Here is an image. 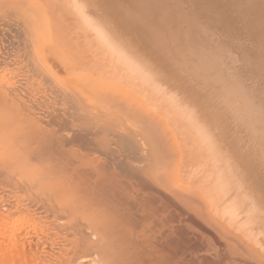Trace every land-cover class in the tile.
<instances>
[{"label": "bare ground", "instance_id": "1", "mask_svg": "<svg viewBox=\"0 0 264 264\" xmlns=\"http://www.w3.org/2000/svg\"><path fill=\"white\" fill-rule=\"evenodd\" d=\"M105 1L0 0V264H140L132 246L128 245L124 237V223L134 217V213L143 212V209H145V213H148L149 208L152 209L151 205L153 204L151 203L157 202L158 197L165 198L167 192L165 191L163 196L165 188L162 187L164 188H161L163 192L160 191L158 178H162L160 181H163L165 186L167 185L166 188L168 187L170 190L169 195L173 193L174 196H181L179 198L183 197V200L186 198L191 201L200 211L202 217L204 216L203 219L212 225L216 232L218 231L217 234L221 235V239L228 240L231 244L228 245L233 246L238 250H236L238 253L243 255L244 258L242 257L243 260L241 259L239 264H264V124L260 123H264V118L262 117L263 120L257 122L261 127L263 126V130L259 129L260 131L257 132L260 135L257 136L259 133H256L254 136L252 130L250 131V128L252 129L254 126H251L254 120H250L249 114L242 113L243 116H241L239 106H237L239 108H231V110L236 108L232 112L228 110L229 108L226 109L228 105L232 107L233 104L225 103V98L220 100L221 102L224 100V103L219 101L221 105L218 104L220 108L217 110L213 108L214 111H212L209 107L211 113L216 112L210 113L209 116L203 114L206 112L205 105L203 106L204 103H202L201 107L200 101L199 107L202 112L204 110L202 113L204 116L201 115V111L199 112L191 104L192 101L190 103L192 98H189L191 97L188 94L189 91L186 92L190 99L188 101L186 95L180 94L184 93L183 89H181L183 91L179 90V93L174 88L176 84L173 86L174 83H169L171 78L166 82L165 80L168 78L164 77L166 74L164 73L161 78L158 70L146 61L147 56L142 58L145 52L140 54L141 57L136 53L138 47L136 50L132 49L129 37L124 35L125 31L123 33L119 30L123 29L126 21L124 22L123 19L125 25L118 28L115 22L118 23L117 17L115 20L112 19L113 17L109 14L113 12L109 10L111 7L107 8L108 0L106 1L107 5ZM183 2L187 3L185 0L181 3ZM224 2L226 3V0ZM202 4L204 5V3ZM225 5L228 6V3ZM236 6L237 3L232 7ZM237 8L240 9L239 6ZM234 10L232 12H235ZM159 19L164 21L162 18ZM250 19L252 17L246 21H252ZM263 20L264 18L262 23ZM254 22L256 23V21ZM142 23L146 22L143 20ZM241 23L240 28L243 24L247 27L246 25L250 22L247 24L241 21ZM251 23L250 25L253 27L254 23ZM220 27L222 28V26ZM220 27L218 28L220 29ZM144 32L145 36L147 32ZM166 35L168 36V34ZM209 35L208 37H210ZM156 37L158 38L157 35ZM205 38L204 40L207 39ZM241 39L244 40L243 37ZM248 39L246 40L251 44ZM204 40L201 41L202 44L198 45L203 47ZM225 40L227 39L225 38ZM251 40L255 39L251 38ZM217 41L219 42V40ZM151 42L155 43V40ZM207 42L209 41L206 40L205 45ZM223 42L225 41L223 40ZM217 43L216 47H218ZM244 43L248 46V42ZM213 44L215 45V43ZM207 45H209V49ZM207 45V50H210V44ZM220 46L224 47L221 44ZM197 47L196 49L200 48L199 51L202 50L201 47ZM235 47L237 48V45ZM212 48L211 51L214 50ZM254 48H252L253 52ZM224 49L223 51H225ZM231 50L236 51L232 47ZM223 51L220 53L223 54ZM199 53L203 55L201 52ZM199 53L197 50L199 57L194 55L197 57L195 61H198L200 57L204 58V55L200 56ZM215 53L213 52L214 55ZM215 56L214 59H216ZM217 58L215 62H220L219 58L223 59L219 56ZM230 60L233 61L231 58ZM162 63L164 62L162 61ZM222 65H224L223 61L221 68ZM194 66H198V64ZM252 66L251 68H254ZM156 67L159 68V66ZM199 67L198 70H200ZM225 68L229 69L230 67L228 68L226 65ZM249 68L247 67V69ZM192 69V72L196 71L194 68ZM222 69L224 70V68ZM234 71L231 73L237 74ZM217 72L215 77L219 81L218 78L224 73H219L220 76H218ZM199 74L197 75L199 76ZM252 74L254 73L252 72ZM194 77H196L195 73ZM200 77L199 80L202 82L204 76L202 79ZM235 77L237 79L238 76ZM235 77L232 79L235 80ZM191 80L193 81V78ZM217 80L215 82H218ZM238 81L237 79L233 82L236 84ZM223 82L225 81L223 80ZM229 82L231 83V81ZM218 83L219 87L228 86L225 84L226 82L220 83L219 81ZM176 87L178 88V86ZM226 87H222L221 90ZM250 90L252 91V89ZM232 91L230 92L232 93ZM208 92L210 95L212 92L215 94L214 91ZM237 92L239 93V91ZM261 93H264L263 90ZM206 94L209 96L208 93ZM214 94L211 95L212 98L209 101L212 99L215 101ZM234 94H236V89ZM201 96L199 95L200 99ZM249 98L251 100V97ZM236 100L240 102L239 99ZM246 101L245 103H250L249 100ZM234 102L236 103V101ZM250 105L253 106V102ZM254 108V106L251 108V112ZM259 108L261 109L260 106ZM220 109L229 112L226 115L220 113ZM237 109L240 113H237ZM245 116L251 122H245L248 121ZM231 123H235L232 128ZM241 123L245 125L241 126ZM246 125L248 127L245 131ZM259 125L258 127H260ZM112 135L113 138H117V140L114 139L120 146L107 145L116 142L115 140L112 142L113 140L110 138ZM100 136L106 137L102 140ZM99 137L102 141H99ZM107 137L112 141H108L106 144ZM222 144H224L223 148L226 147L224 151ZM96 145V148L101 146L99 150L93 148ZM116 147L122 148L119 150L124 152V157L111 156L115 151H119L114 149ZM236 147H239L240 151L235 149ZM95 149L98 157L92 155L95 154L92 152ZM152 152L156 154V157L150 156ZM84 153L91 156L84 157ZM146 164H149V167L153 166L151 168H154L155 175L149 174L150 168V172L147 171L149 175L144 173L143 169ZM164 185L162 184V186ZM155 196H157L156 201H154ZM171 196L173 197V195ZM146 201H150L149 205L151 204V207L147 208L148 210L145 208L147 205H143L144 203L148 204ZM158 202L161 205L160 200ZM141 208L143 209L141 210ZM150 213L154 214V212ZM167 213L163 215L168 216ZM179 213L181 214L180 211ZM190 213L195 214L193 211ZM143 214L141 217L144 216ZM138 215L140 217V214ZM159 217L161 218L160 215ZM146 218L149 219L148 216H145V220ZM145 220L139 222H146ZM131 221L133 224L132 219ZM136 221L138 222V219ZM178 221L180 222V220ZM206 235L202 234L203 237ZM135 239H137L136 236ZM203 239L199 238L198 240ZM233 247L231 248L233 249ZM204 250L201 249L203 254ZM193 256L195 257L194 254ZM219 260L215 261L219 262ZM197 261L196 263H198ZM183 262L185 261H182V264ZM141 264L143 263L141 262Z\"/></svg>", "mask_w": 264, "mask_h": 264}, {"label": "rangeland", "instance_id": "2", "mask_svg": "<svg viewBox=\"0 0 264 264\" xmlns=\"http://www.w3.org/2000/svg\"><path fill=\"white\" fill-rule=\"evenodd\" d=\"M107 1V0H106ZM105 1V4L107 3ZM112 1V2H111ZM182 1H184V0H179V1H177V0H108V5H107V8L109 9L110 7V11L111 12H113V13H111V14H109L111 17H113L112 19H116V17H117V19L116 20H118V23H117V21H115L116 22V24H117V26H118V28L120 27L121 28V26L123 27L125 24V26L123 27V29H119L120 31H122L123 33H124V31H125V33H124V35L129 39V42H130V45L132 46V49H134V50H136V48L138 49L137 51H136V53H138L139 55L141 54L142 55V53L143 52H147L146 54L145 53H143V55H144V57H142L141 55V57L144 59L145 58V56H147L146 57V61H148L155 69H157L158 70V72L160 73V75H161V78H162V76H164V73L166 74V76H164L165 78L166 77H168L165 81L166 82H168L167 80H170V78H171V82L169 81V83H174L173 84V86H175V84H176V86H178V88L175 86L174 88L180 93V91L179 90H181V89H183V90H181V91H183L184 93H180V94H182L183 96H185L186 95V98H187V100L189 101L190 99L189 98H192V100H190V103H191V101H192V103L191 104H193L195 107H196V109L200 112L202 109H201V107H202V103H204L203 104V106H204V108H205V113H203L204 112V110H203V112L201 111L200 113H201V115H205V114H207V116H209V114L212 112V111H214V109L216 108V110H217V108H220L219 107V105L218 104H220V100L221 99H223V98H225L226 99V102L223 100L221 103H227V104H233L232 105V107H230V105H228V107H226V109L227 108H229L228 110L230 111L231 110V108H233V107H237V106H239L240 108H241V113L239 112V109H237L238 110V112L237 113H240L241 114V116H243L242 115V113H244L245 115L247 114H249V118H250V120L252 119V120H254V121H252L253 123L251 124V126L252 125H254L253 127H252V129L250 128V131L251 132H253V133H251V134H253L254 136L256 135V133H259V132H257V131H260L259 129H261L262 128V130H263V126L261 127V125H263L264 123H262V122H260L261 123V125H259V124H257V122L258 121H262L263 119H262V117L264 118V103H261V102H264V100L263 101H261L262 99H264L263 97H264V93H261V91L263 90V92H264V77H263V74H264V67H263V64H264V62H261V61H263L264 60V56H262V55H264V51H262V50H264V20H263V23H262V19L264 18V5H262V4H264V0H261V1H258V0H230V1H227L226 0V3L224 2L225 0H212L211 2H210V0H185V2H187V3H181ZM204 1V2H203ZM234 1V3H232ZM240 1V2H239ZM244 1H247V2H244ZM149 2V3H148ZM180 2V3H179ZM190 2V3H189ZM191 2H192V4H191ZM207 2V3H206ZM230 2H231V5H230ZM244 2V3H243ZM248 2H249V4H248ZM263 2V3H262ZM111 3V4H110ZM202 3H204V5L202 4ZM213 3V4H212ZM227 4L228 3V6L227 5H225V4ZM237 3V6H239L240 7V9L239 8H237V6L236 7H232L233 6V4H234V6H235V4ZM247 3V4H246ZM251 3H252V5H251ZM260 3V4H259ZM151 4V5H150ZM134 5V6H133ZM190 5V6H189ZM195 5H196V7H195ZM248 5H251L250 7L248 6ZM128 6V7H127ZM158 6V7H157ZM160 6V7H159ZM184 6H185V8H184ZM192 6H193V8H192ZM211 6H213V7H211ZM229 6H231L232 8H233V10L236 8V10H234L235 12H232L233 10H232V8H230ZM181 7H183V8H181ZM188 7V8H187ZM263 9V11H261L262 9ZM142 8V9H141ZM168 8V9H167ZM175 9V10H173V9ZM197 8V9H196ZM211 8H213L212 10H211ZM248 8V9H247ZM249 8H250V10H249ZM252 8L254 9L253 11H252ZM128 9V10H127ZM170 9V10H169ZM191 9V10H190ZM197 11H196V10ZM217 9V10H216ZM232 11H231V10ZM258 9V10H257ZM125 10H127V11H125ZM155 10V11H154ZM161 10V11H160ZM163 10H165L164 12H162ZM185 10V11H184ZM190 10V11H189ZM250 12H249V11ZM145 11H147V12H145ZM151 11V12H150ZM160 11V12H159ZM172 11V12H171ZM192 11V12H191ZM196 13H198V14H196ZM119 12H120V14H119ZM125 12V13H124ZM149 12V13H148ZM153 12V13H152ZM253 12V13H252ZM255 12V13H254ZM119 14V16H118V14ZM148 13V14H147ZM152 15H151V14ZM156 13H158V14H156ZM215 13H216V15H215ZM217 13H219V14H217ZM222 15H221V14ZM263 13V14H262ZM100 14H102L101 12H100ZM123 16H122V15ZM147 14V15H146ZM162 14V15H161ZM117 15V16H116ZM140 15V16H139ZM149 15H150V19H149ZM158 15V16H157ZM184 15V16H183ZM215 15V16H214ZM249 15H251V16H249ZM254 17H253V16ZM261 15V16H260ZM191 18H190V17ZM197 16V17H196ZM212 16H214V17H212ZM219 18V19H216L217 17ZM247 16H249L248 18H247ZM263 16V17H262ZM115 17V18H114ZM129 17H131V18H133V19H131V18H129ZM137 17H140V18H137ZM153 17V18H152ZM164 17V18H163ZM181 17V18H180ZM186 17V18H185ZM194 17V18H193ZM216 17V18H215ZM250 17H252V19H250V20H252V21H249V20H247L248 22H252V23H254V25H253V27H251V25H250V23L248 24V22L246 21V19H249ZM262 17V18H261ZM142 18V19H141ZM155 18V19H154ZM159 18H162V19H164V21H161V19H159ZM176 18V19H175ZM185 18V19H184ZM190 18V19H189ZM213 18H214V20H213ZM222 18V19H221ZM119 19H121V20H119ZM123 19H124V22H125V24H124V22H123ZM185 21H184V20ZM240 19V20H239ZM245 19V20H244ZM261 19V20H260ZM134 20H135V22H134ZM143 20H144V22H146L145 24L144 23H142L143 22ZM146 20V21H145ZM190 20V21H189ZM192 20V21H191ZM194 20V21H193ZM196 20H197V22H196ZM258 20V21H257ZM120 21V22H119ZM149 21V22H148ZM158 21V22H157ZM184 21V22H183ZM220 21V22H219ZM241 21H243L244 23L246 22L248 25H246L247 27H245V24H243V26H241V28H240V25H242V23L240 24V22ZM254 21H256V23L258 22L259 24H256ZM147 22H148V24H147ZM188 22V23H187ZM193 22H195V23H197V24H193ZM226 22H228V24H226ZM123 25H122V24ZM151 23V24H150ZM160 23V24H159ZM167 23V24H166ZM217 23V24H216ZM251 23V24H252ZM209 24V25H208ZM144 25H147L148 27H150V28H148L147 26H145L144 27ZM200 25V26H199ZM222 26V28L220 27V26ZM224 25H228L227 26V28H226V26H224ZM250 25V27H248ZM258 25V26H257ZM263 25V26H262ZM138 26V27H137ZM162 26H163V28H162ZM189 26V27H188ZM202 26V27H201ZM126 27V28H125ZM135 27V28H134ZM140 27V28H139ZM218 27H220V29L218 28ZM257 29H256V28ZM169 28V29H168ZM211 30H210V29ZM250 28V29H249ZM125 29V30H124ZM126 29H127V32H126ZM133 29V30H132ZM135 29V30H134ZM141 29V30H140ZM142 29H144V30H142ZM148 31H147V30ZM168 29V30H167ZM187 29V30H186ZM223 29H225L224 30V32H225V34H224V32H223ZM242 29V30H241ZM129 30V31H128ZM139 30H140V32H139ZM150 30H152V31H150ZM163 30V31H162ZM170 30V31H169ZM221 30V31H220ZM132 31V32H131ZM138 31V32H137ZM143 31V32H142ZM144 31H146L147 32V34L144 36V34H145V32ZM159 31V32H158ZM160 31H162V32H160ZM180 31V32H179ZM183 31V32H182ZM214 35V37H215V39H214V37H212L211 36V33ZM228 31V32H227ZM135 32H136V34H135ZM148 32H152V33H148ZM227 32V33H226ZM247 32V33H246ZM157 33V34H156ZM177 33V34H176ZM182 33H184V34H182ZM186 33V34H185ZM203 33V34H202ZM209 33H210V35H209ZM230 33H231V35H230ZM244 33V34H243ZM127 34V35H126ZM132 34V35H131ZM139 34V35H138ZM153 34V35H152ZM166 34H168V36L166 35ZM229 36H228V35ZM156 35L158 36V38L156 37ZM206 35H207V37H206ZM208 35L210 36V37H208ZM219 35H220V37H219ZM238 35V36H237ZM137 36V37H136ZM165 38H164V37ZM174 36V37H173ZM207 40V41H209V42H207V44H210V46H211V48L213 47L214 48V50L215 51H217L218 50V48H219V52L217 53H215V51L214 50H212L211 51V48H210V50H207V46H208V49H209V45H205V42H206V40H204V38ZM224 36V37H223ZM240 36V37H239ZM147 38V40H146V38ZM152 37H156L155 39L154 38H152ZM176 37V38H175ZM181 39H180V38ZM183 37V38H182ZM233 37H234V39H233ZM237 37H239V38H237ZM241 37H243L244 38V40L243 39H241ZM134 38V39H133ZM140 38V39H139ZM150 38H152V39H150ZM204 40L203 41V47H201V45L199 46L198 44H202V40ZM210 38H212V39H210ZM224 38V39H223ZM225 38L227 39V40H225ZM230 40H229V39ZM235 38H237V39H235ZM247 38H249L250 39V43L252 44V46H251V44H249V41H247L246 39ZM251 38L254 40V41H252L251 40ZM150 39V40H149ZM158 41H157V40ZM161 39V40H160ZM167 39H169L168 41H167ZM199 39V40H198ZM210 39V40H209ZM213 39H214V41H213ZM221 39H222V41H221ZM239 39V40H238ZM242 41H241V40ZM248 39V40H249ZM132 40V41H131ZM141 40V41H140ZM155 40V43L154 42H151V41H154ZM178 40H179V42H178ZM217 40H219V42L217 41ZM223 40L225 41V42H223ZM232 40V41H231ZM236 40H237V42H236ZM150 41V42H149ZM156 41H157V44H156ZM165 41V42H164ZM170 41H171V43H170ZM215 43V45L212 43ZM219 43H217V42ZM246 41V43H247V45L248 46H246V44L244 43ZM252 41V42H251ZM137 42V43H136ZM146 42V43H145ZM199 42V43H198ZM223 42V43H222ZM227 42H230L229 44L227 43ZM233 42V43H232ZM240 42H241V45H242V43H243V45L241 46L240 45ZM151 43H153V44H151ZM174 43V44H173ZM216 43H217V45H218V47H216ZM231 43H232V45H231ZM259 43V44H258ZM155 44V45H154ZM167 44V45H166ZM172 44V45H171ZM213 44V45H212ZM220 44L221 45H223L224 47H222V46H220ZM225 44V45H224ZM153 45V46H152ZM174 45V46H173ZM176 45V46H175ZM196 45V46H195ZM204 45H205V47H204ZM231 45V46H230ZM237 45V48H239L238 50H237V48L235 47ZM244 45H245V48H244ZM257 45V46H256ZM146 46V47H145ZM198 46V47H197ZM215 46V47H214ZM251 46V47H250ZM133 47H135V48H133ZM141 47V48H140ZM164 47V48H163ZM188 47H189V49H191V50H193V48H194V52L193 51H191V50H189L188 49ZM196 47L197 48H199V47H201L202 48V50H203V48H204V50H203V53H202V50L201 51H199L200 50V48L199 49H196ZM229 47V48H228ZM231 47H232V49H236V51H238V52H236V51H234V50H231ZM250 47V50H248V48ZM254 47H256V48H254ZM261 47H262V50H261ZM212 48V49H213ZM215 48H217V49H215ZM223 48H225L224 50L225 51H223ZM227 48V49H226ZM252 48H254V52H253V49ZM258 48H260V49H258ZM156 49H158V50H156ZM161 49V50H160ZM188 49V50H187ZM221 49V50H220ZM242 49V50H241ZM246 49V50H245ZM258 49V50H257ZM142 50V51H141ZM162 50H165L164 52L162 51ZM197 50H198V53L199 52H201L203 55H201L200 53V56H203L204 58H201V60L199 61V59L200 58H198V61H195V59L197 60V57L196 56H194V55H197L198 57H199V55L197 54ZM207 51V53H208V55H207V53H206V51ZM230 52H229V51ZM245 50V51H244ZM141 53H140V52ZM162 51V52H161ZM191 51V52H190ZM220 51H223L224 53L222 54V52L220 53ZM228 51V52H227ZM233 51V52H232ZM242 51V52H241ZM150 52V53H149ZM213 52L215 53V55L216 54H218L217 56H215L214 54H213ZM232 52V53H231ZM239 52H241V53H239ZM247 52V53H246ZM252 54H254V55H252ZM259 52H261V53H259ZM187 53V54H186ZM196 53V54H195ZM213 55H212V54ZM227 53H228V55H227ZM257 53V54H256ZM263 53V54H262ZM225 55L224 57L223 56H221V55ZM232 54V55H231ZM237 54V55H236ZM247 56H245V55ZM249 54H250V57H249ZM164 55H165V57H164ZM205 55H206V57H205ZM210 55V56H209ZM238 55H240L239 56V58L241 59V61H239L240 59L239 58H237L238 57ZM257 55V56H256ZM160 56V57H159ZM162 56V57H161ZM214 56H215V58L216 59H214ZM222 57L223 59H221V58H219V60L218 61H220L221 63H222V61H223V64L224 65H222V68H224V70L221 68V63L220 62H215V60H217L218 58L217 57ZM231 56V57H230ZM232 56H234L233 58H232ZM242 56V57H241ZM253 56V57H252ZM254 56H256L255 58H254ZM252 57V58H251ZM261 57V58H260ZM159 60H158V59ZM164 58V59H163ZM167 58V59H166ZM184 58H185V60H186V62H185V60H184ZM188 58V59H187ZM207 58V59H206ZM227 58H228V61H227ZM230 58L233 60L232 62H231V60H230ZM248 58V59H247ZM260 58V59H259ZM214 59V60H213ZM239 59V60H238ZM245 59H246V61H247V63H246V61H245ZM250 59V60H249ZM251 59H252V61H253V59H256V60H254L253 61V63H252V61H251ZM172 60H173V62H172ZM192 60V61H191ZM260 60V61H259ZM159 61H160V63H159ZM162 61L164 62V63H162ZM248 61H249V64H248ZM258 61V62H257ZM189 62V63H188ZM190 62H191V64L193 65H191L190 64ZM251 62V63H250ZM254 62H255V64H254ZM196 63V64H195ZM199 63H201V64H199ZM217 64V66H218V68H216L217 66H216V64ZM226 63H228V64H226ZM246 63V64H245ZM260 63V65H258V64ZM263 63V64H262ZM168 64V65H167ZM173 64V65H172ZM178 64V65H177ZM190 64V65H189ZM198 64V66H200L199 67V69L200 70H198V66H194V65H197ZM220 64V65H219ZM230 64V65H229ZM248 64V65H247ZM257 64V65H256ZM182 65V66H181ZM186 67H185V66ZM226 65H227V67L229 68V69H226L225 67H226ZM234 66V68H233V66ZM253 65V66H252ZM156 66H159V68H160V70H159V68L158 67H156ZM161 66V67H160ZM163 66V67H162ZM165 66V67H164ZM224 66V67H223ZM251 66L252 67H254V68H251ZM260 66V67H259ZM196 67V68H195ZM221 69H220V68ZM240 68V70H239V68ZM247 67H250L249 69H247ZM255 67H256V69H255ZM190 70H189V69ZM192 68H194V70H196V71H193L192 72ZM213 68H215V69H213ZM231 68H233L232 69V71H231ZM236 68V69H235ZM242 68V69H241ZM244 68H245V70H244ZM263 68V69H262ZM164 69V70H163ZM170 69V70H169ZM179 69V70H178ZM186 69V70H185ZM238 69V70H237ZM256 71H255V70ZM260 69V70H259ZM262 69V70H261ZM214 70H215V72H214ZM217 70H218V72H217ZM221 70V71H220ZM235 70V71H234ZM243 72H242V71ZM257 70H259V71H257ZM162 71H164V72H162ZM167 71V72H166ZM225 71H227V72H225ZM229 71H230V73L231 72H233L234 71V73H237V74H233V73H231L232 75H231V78H230V73H229ZM248 71H250V72H248ZM254 73V74H252V72ZM255 71V72H254ZM175 72V73H174ZM182 72V73H181ZM186 72V73H185ZM200 73L199 74V76H201L200 77V79H202L203 77L202 76H204V78L202 79L203 81V83L201 82V80H199V76L197 75L198 73ZM216 72H217V75L218 76H220V74L219 73H224L221 77H219L218 79H220L219 81H220V83H225V84H227L228 86L226 87V85H224V86H222V87H226V88H223L222 90H221V88L222 87H219L217 84H219L218 82V80H217V78L215 77L216 76ZM238 72H239V74H238ZM244 72H245V74H244ZM261 72V73H260ZM263 72V73H262ZM170 73V74H169ZM194 73H195V75H196V77H194ZM215 75H214V74ZM256 73V74H255ZM259 74V76H257L258 74ZM193 74V75H192ZM229 74V75H228ZM251 74V75H250ZM169 75V76H168ZM178 75H179V77H178ZM183 75V76H182ZM227 75H228V77H227ZM238 76L237 77V79L239 80L238 82H239V84L237 85V83L238 82H236V84L233 82V81H235V80H237L236 79V77L235 76ZM248 75H250V76H248ZM256 77H255V76ZM171 76V77H170ZM190 76V77H189ZM197 76H198V78H197ZM240 76V77H239ZM245 76H246V78H245ZM163 77V78H164ZM193 78V81L191 80L192 78ZM233 77H235L234 79L235 80H233L232 78ZM253 79H252V78ZM178 78V79H177ZM182 78H183V81H182ZM191 78V79H190ZM195 78V79H194ZM241 78V79H240ZM254 78H256V79H254ZM186 80V81H185ZM189 80H190V82H189ZM196 80V81H195ZM197 80H199V81H197ZM218 81V82H215V81ZM221 80H222V82H221ZM223 80L225 81V82H223ZM227 80H229V81H231V83L229 82V81H227ZM233 80V81H232ZM243 82H242V81ZM251 80V81H250ZM261 82H260V81ZM177 81V82H176ZM188 81V82H187ZM253 81V82H252ZM183 82V83H182ZM184 82H186V83H184ZM191 82H192V84H191ZM198 82V83H197ZM233 82V83H232ZM243 84H242V83ZM247 82V83H246ZM251 82V83H250ZM258 82V83H257ZM202 83V84H201ZM212 83V85H210ZM241 83V84H240ZM263 83V84H262ZM181 84V85H180ZM184 84V85H183ZM246 84V85H245ZM247 84H248V86H247ZM251 86H250V85ZM259 84V85H258ZM260 84H262V86H260ZM171 85V84H170ZM183 85V86H182ZM186 85V86H185ZM190 85H191V87L193 88H191L190 87ZM194 85V86H193ZM209 85V86H208ZM240 85H243V86H240ZM245 85V86H244ZM257 85V86H256ZM172 86V85H171ZM231 88H230V87ZM237 86V87H236ZM204 87V88H203ZM206 87V88H205ZM210 87V88H209ZM211 87H212V91H214L215 92V94L211 91ZM236 87V88H235ZM243 87V88H242ZM248 87V88H247ZM180 88V89H179ZM187 88H189V89H187ZM190 88H191V90H190ZM220 88V89H219ZM227 88H229V89H227ZM252 89V91L249 89V90H247V89ZM185 89H187V90H185ZM210 89V90H209ZM214 89V90H213ZM234 91H232V90ZM235 89H236V94H234L235 93ZM238 89V90H237ZM240 89V90H239ZM243 89V90H242ZM257 91H256V90ZM223 90H224V92H223ZM242 90V91H241ZM259 90V91H258ZM187 91H189L188 92V94H189V96H191V97H187L188 96V94L186 93ZM208 91H210V93L212 92L214 95H215V101H214V99H212V100H210L209 101V99H211L212 98V96L211 95H213L212 93H211V95L209 94V92ZM222 91V92H221ZM230 91H232V93L230 92ZM237 91H239V93L237 92ZM229 92H230V94H229ZM186 93V94H185ZM206 93H208L209 94V96H207V94ZM192 94V95H191ZM226 94V95H225ZM233 94H234V96H233ZM247 94V95H246ZM258 94V95H257ZM260 94H261V96H260ZM263 94V95H262ZM199 95H202L201 96V99H200V97H199ZM220 95V96H219ZM244 95V96H243ZM193 96V97H192ZM221 96H222V98H221ZM237 96H240L241 97V99H240V97L238 98ZM209 97V98H208ZM244 98V100H243V98ZM249 97H251V100H250V98L248 99ZM185 97H184V99H186ZM229 98H231V99H229ZM247 98V99H246ZM253 98V99H252ZM227 99H229V100H227ZM235 99V100H234ZM236 99H239L240 100V102L239 101H237ZM255 99V100H254ZM205 100V101H204ZM236 101V103L234 102V101ZM246 100H249L250 101V103L249 104H247L248 102L246 101ZM253 100V101H252ZM201 101V102H200ZM220 101V102H219ZM232 101V102H231ZM244 101V102H243ZM245 101L247 102V103H245ZM253 102V106L255 107L254 108V110L251 112V108H253V106L252 105H250L252 102ZM259 101V102H258ZM199 102L201 103V107H199L200 105H199ZM211 102H213L212 103V105H211ZM216 102V103H215ZM219 102V103H218ZM230 102V103H229ZM257 102H258V104H257ZM245 103V104H244ZM261 103V104H260ZM214 104V105H213ZM236 106H235V105ZM238 104V105H237ZM241 104V105H240ZM255 104V105H254ZM257 104V105H256ZM221 105V104H220ZM248 105H250V106H248ZM261 107V109L259 108V106ZM262 105V106H261ZM222 106H223V104H222ZM226 106V105H225ZM242 106H243V108H242ZM246 108H245V107ZM209 107H210V110H212V111H210L209 110ZM211 107H212V109H211ZM239 107H237V108H239ZM249 107H250V109H249ZM203 108V109H204ZM214 108V109H213ZM225 109V110H226ZM245 109V110H244ZM256 109H258V110H256ZM215 110V111H216ZM232 110H234V109H232ZM232 110H231V112H232ZM235 110H236V108H235ZM234 110V111H235ZM247 110H249V111H247ZM229 111H227V112H225L224 110H222V109H220V113L222 112V113H224V114H228V112ZM247 111V112H246ZM256 111H259V112H257L256 113ZM230 112V113H231ZM261 112H263V113H261ZM203 113V114H202ZM213 113H216V112H213ZM213 113H211V114H213ZM234 113V112H233ZM261 114L260 116H259V114ZM235 114H236V112H235ZM258 114V115H257ZM203 115V116H204ZM230 115V114H229ZM233 116V115H232ZM251 116V117H250ZM260 118H259V117ZM245 117H247V116H245ZM258 117V118H257ZM244 118V117H243ZM248 118V117H247ZM249 118H248V121L246 120V118H245V122H251V121H249ZM241 121H242V119H241ZM240 121V122H241ZM244 122V121H243ZM244 122V123H245ZM259 123V122H258ZM232 125H231V128H232V126H234V124L235 123H231ZM242 124V123H241ZM257 126H256V125ZM245 125V124H244ZM243 124L241 125V126H244ZM258 125L260 126V127H258ZM235 127H236V125H235ZM248 126L246 125V127H245V131H246V128H247ZM256 129H255V128ZM228 128V127H227ZM234 128V127H233ZM248 130V129H247ZM249 131V130H248ZM247 131V132H248ZM256 131V132H255ZM264 131V130H263ZM258 135H260V133L259 134H257V136ZM101 137V139L102 138H104V137H106V136H104V137H102V136H100ZM100 137H99V139H100ZM249 137V136H248ZM252 137V136H251ZM108 139H110V138H112V140L110 139V140H106V138H105V142H106V144H107V142L109 141V142H115L116 140H117V138H113V135H112V137L110 136V138L109 137H107ZM98 139V140H99ZM99 140V141H102V140ZM98 140H96V142L98 141ZM115 140V141H114ZM221 142V141H220ZM97 143H100V142H97ZM222 143H223V141H222ZM101 144V143H100ZM99 144V145H100ZM104 144V143H103ZM109 144H112V145H110V146H120L119 145V143L117 144V141L113 144V143H108L107 145H109ZM121 144H123V143H121ZM102 145V144H101ZM223 146H222V148L224 147V144H222ZM122 146V145H121ZM97 147V145L96 146H94L93 148H96ZM100 147L101 146H99V148H96V149H100ZM103 147V146H102ZM226 148V147H225ZM225 148H223V151L224 150H226ZM96 149L93 151L92 150V152L94 153L95 151H96ZM114 149H117V150H119V149H122L121 147H116V148H114ZM235 149H237V150H239L240 151V148L239 147H236ZM115 151V150H114ZM113 151V152H114ZM120 151H122V150H119L118 152H119V155L117 156V154H118V152L117 151H115V152H117V153H113V154H111V156L112 155H116L115 157H124V152L122 151V152H120ZM154 152H155V150H153ZM238 151V152H239ZM91 152V153H92ZM81 153H83V152H81ZM122 153V154H121ZM156 153V152H155ZM155 153H150V156L152 157H156L155 155ZM85 154V153H84ZM83 154V155H84ZM126 154V153H125ZM86 155V156H85ZM84 155V157H90L91 155H87V153ZM93 156H95L96 155V152H95V154H92ZM98 155V154H97ZM96 155V157H98ZM79 156L81 157V155L79 154ZM78 156V157H79ZM113 156V157H114ZM110 157V156H109ZM149 164H146V165H144V169H143V171H145L144 173H146V175H151L152 174V176L153 175H155L154 174V168H151V166L149 167L148 166ZM147 168H146V167ZM153 167V166H152ZM145 168H146V170H145ZM149 168L151 169V172H153V173H151L150 171H149ZM153 169V170H152ZM147 171H149L150 173L148 174V172ZM157 179V178H156ZM160 180H162V178H158L157 179V182H159V184H157L156 183V185H159L158 187H160V191L161 192H163L162 191V189H164V192H163V196H164V194H165V191L167 192L166 193V196H165V198L164 197H161L162 199H160L159 197H158V199H157V196H155L154 197V201H156V199L159 201L160 200V203H161V205L159 204V202L157 201V202H152L151 204H153L154 205V207H153V205H149V202L150 201H146V202H148V204L147 203H144L143 205L145 206V204L147 205V207L145 206V208L147 209L149 206L153 209V211H152V209H150L149 208V212L148 213H145L144 212V210L145 209H143V208H141V210L143 209V212H138V214H140V217H141V214H143V213H145V214H143L144 216H142L141 217V219H140V217H139V215L138 214H135L134 212V214L133 215H135L134 217H132L131 219L133 220V224H135L134 222H136V223H138L137 225L135 224V225H133L132 224V221H131V219H128V221L126 220V222L124 223L125 225H124V227L125 228H123L124 229V237H125V239H126V241H127V243H128V245H130V246H132V249H133V251H134V253L136 254V258H137V260H138V262L141 264V262L143 263V264H182V261H185V262H183V264H195L196 263V261L197 260H199V261H197L198 263H196V264H199V262H200V264H219V262H221V264H228L229 262H231V263H229V264H239V263H241V261L243 260V255H241V253H238L237 251V249H234V247L233 246H229V245H231V244H229V242H228V240H225V238H222L221 239V235L218 233L217 234V232L214 230V227L212 226V225H210V224H208L207 223V221L205 220V219H203L204 218V216L202 217V214L200 213V211L196 208V206L191 202V201H189V200H187L186 198L184 199V200H186V201H184L183 200V197L182 198H179V197H181V196H177V195H175L174 196V194L172 193L171 195H173V197L171 196V195H169L170 193H168V192H170V190L168 189V187L166 188V186L164 185V183H162L163 181H160ZM162 184L164 185V186H162ZM162 187H164V188H162ZM162 188V189H161ZM158 189V188H157ZM168 189V190H167ZM159 190V189H158ZM157 193H159V192H157ZM162 194V193H161ZM161 194H159V196L161 195ZM162 196V195H161ZM170 196V197H169ZM175 197V198H174ZM170 198V199H169ZM167 199H168V201H167ZM161 200H166V201H162L163 202V204H162V202H161ZM176 200V201H175ZM182 200V201H181ZM172 203H171V202ZM184 201V202H183ZM176 202L178 203L177 205H176ZM191 202V203H190ZM143 203V202H142ZM159 205H158V204ZM184 203V204H183ZM181 204V205H180ZM192 204V205H191ZM142 205V204H141ZM157 205V206H156ZM171 205V206H170ZM190 205V206H189ZM194 205V206H193ZM156 206V207H155ZM159 206V207H158ZM162 207V208H161ZM165 207V208H164ZM168 207V208H167ZM185 207V208H184ZM161 208V210L159 211V209ZM164 208V209H163ZM189 208V209H188ZM197 210H195V209ZM158 209V210H157ZM186 209H188V210H186ZM148 210V209H147ZM155 210V211H154ZM167 210V211H166ZM170 210V211H169ZM176 211L175 213H174V211ZM186 212H185V211ZM159 211V212H158ZM165 213H164V212ZM179 211L181 212V214L179 213ZM188 211V212H187ZM194 212L195 214H193V213H190V212ZM147 212V211H146ZM150 212H154V214L153 213H150ZM162 212V213H161ZM168 212V213H167ZM185 212V213H184ZM197 212V213H196ZM149 213H150V217H149ZM158 213V214H157ZM160 213V214H159ZM167 213V215L168 216H164L163 214H166ZM171 213V214H170ZM174 213V214H173ZM188 213V214H187ZM189 213H190V215H189ZM148 214V215H147ZM154 216H153V215ZM170 214V215H169ZM176 214V215H175ZM179 215V217H177L176 218V216H178ZM185 214H186V216H185ZM201 214V215H200ZM156 215H157V217H156ZM159 215L161 216V218L159 217ZM173 215V216H172ZM182 215V216H181ZM188 215V216H187ZM145 216H148V220H147V218H146V220H145ZM185 216V217H184ZM139 217V218H138ZM153 217V218H152ZM156 217V218H155ZM172 217H174V218H172ZM181 217H182V219H181ZM138 219V222L136 221V220H134V219ZM144 218V219H143ZM184 218H186V219H184ZM189 218V219H188ZM200 218V219H199ZM202 218V219H201ZM145 220L146 222H139L140 220L141 221H143V220ZM176 219V220H175ZM150 220H151V222H150ZM178 220H180V222L178 221ZM184 220V221H183ZM205 220V221H204ZM130 224H129V223ZM147 222H149V223H147ZM140 223H142V225H140ZM144 223V224H143ZM146 223V224H145ZM151 223V224H150ZM207 223V224H206ZM127 224H129V225H131L130 227H129V225L127 226ZM200 224H202V225H200ZM207 226V227H206ZM213 228H212V227ZM129 227V228H128ZM204 227V228H203ZM205 228H207V229H205ZM203 229V230H202ZM211 229V230H210ZM131 231V232H130ZM209 231V232H208ZM204 232V233H203ZM130 233H132L130 236H128ZM201 233V234H200ZM128 234V235H127ZM202 234L204 235H206V236H202ZM216 234H217V236H216ZM132 235H134V237H132ZM198 235V236H197ZM213 235V236H212ZM215 235V236H214ZM127 236V237H126ZM135 236H136V238L138 239H135ZM185 236V237H184ZM188 236V237H187ZM200 236V237H199ZM210 236V237H209ZM130 237H131V240H130ZM139 237V238H138ZM202 237V238H201ZM214 237V238H213ZM186 238V239H185ZM188 238V239H187ZM190 238H192V239H190ZM195 238V239H194ZM200 238V239H203V240H198V239ZM212 238V239H211ZM187 240V241H186ZM213 240H214V242H213ZM228 243H227V242ZM187 242V243H186ZM194 242V243H193ZM197 242V246L195 245V243ZM135 243H137L136 245H135ZM192 243V245H190V244ZM200 243V244H199ZM206 243V244H205ZM187 244V245H186ZM203 244V245H202ZM214 244V245H213ZM216 244V245H215ZM229 244V245H228ZM221 245V246H220ZM225 245V246H224ZM233 245V244H232ZM136 246V247H135ZM189 247V248H187V247ZM198 246H200V247H198ZM205 248H204V247ZM208 246V247H207ZM134 247H135V249H134ZM193 247H194V249H193ZM225 247V248H224ZM231 247H233V249L231 248ZM137 248V249H136ZM140 248V249H139ZM186 248V250H184ZM198 248V249H197ZM205 249L203 252H204V254L202 253V251H201V249ZM230 248V249H229ZM191 249V250H190ZM136 250H140V251H136ZM188 250H189V252H188ZM201 252H200V251ZM226 250V251H225ZM237 250V251H236ZM199 251V252H198ZM140 252V253H139ZM197 253V255H196V253ZM219 252V253H218ZM232 252V253H231ZM188 255H187V254ZM195 255V257L193 256V254ZM201 253V254H200ZM224 253V254H223ZM228 253V256H226V254ZM189 254H191V255H189ZM207 254V255H206ZM209 255H211L210 256V260L208 261V259H209ZM216 255H217V257H216ZM141 256V257H140ZM193 258H192V257ZM196 256H198V257H196ZM201 256V257H200ZM202 256H203V258H202ZM241 258H240V257ZM188 257H190V258H188ZM200 257V259H198ZM213 257V258H212ZM214 257H215V260L217 261V259L219 260V262H216L215 260H214ZM221 257V258H220ZM230 257V258H229ZM233 257V258H232ZM239 257V258H238ZM243 257V258H242ZM217 258V259H216ZM228 258V259H227ZM232 258V259H231ZM235 258H236V261H235ZM183 259V260H182ZM185 259V260H184ZM191 259V260H190ZM205 259V260H204ZM212 259V260H211ZM227 259V260H226ZM231 259V260H230ZM242 259V260H241ZM144 260V261H143ZM194 260H196L195 261V263H194ZM207 260V261H206ZM221 260H223V261H221ZM241 260V261H240ZM187 261H188V263H187ZM192 261V262H191ZM215 261V262H214ZM206 262V263H205ZM212 262V263H211ZM223 262V263H222ZM225 262V263H224ZM237 262V263H236Z\"/></svg>", "mask_w": 264, "mask_h": 264}]
</instances>
